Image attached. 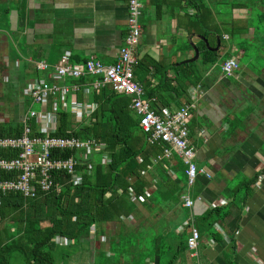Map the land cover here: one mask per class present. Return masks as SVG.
Returning a JSON list of instances; mask_svg holds the SVG:
<instances>
[{"label": "trees", "instance_id": "trees-1", "mask_svg": "<svg viewBox=\"0 0 264 264\" xmlns=\"http://www.w3.org/2000/svg\"><path fill=\"white\" fill-rule=\"evenodd\" d=\"M171 4L178 6L174 8L176 31L182 28L185 37L196 38L199 57L187 62L166 61V57L156 60L147 54L137 58L135 77L143 85L145 98L153 99L151 105L155 109L190 102V86L202 80L203 68L218 61L219 50L209 49L203 38L215 47L218 36L222 47L224 33L234 37L236 33L250 32L251 43L257 41L254 48L244 47L245 40L233 43L246 55L254 54L259 44H264V0H178L177 5L174 1ZM237 12L247 13L246 18L236 20L233 15ZM176 41L174 38L175 44ZM185 45L192 49L190 42ZM92 78L69 81L83 83ZM77 98L82 100V94ZM90 100L98 103V109L82 121H76L68 112H59L55 135L94 137L105 142L110 163L104 164L99 156H93V169L84 173L80 184L70 183L64 173H59L56 178L60 188L39 192L35 197L0 192V264H10L14 252H19L26 264H56L54 252L63 246L55 242L56 235L72 239L70 245L63 247L75 248L83 242L92 252L93 243L102 234L107 252L100 253L104 259L95 258L96 264H193L194 256L187 243L189 227L177 231L190 214L182 199L187 190L183 160L177 155L156 159L162 154V146L147 141L139 116L130 107V96L117 93L107 84L92 89ZM31 125L35 134L36 121L32 120ZM22 132L21 122H0V137H18ZM17 153L0 149V156L14 157ZM74 153L66 150L59 156ZM13 176L14 173L0 171L1 179ZM195 185L192 193L197 195ZM131 191L135 199L131 198ZM226 214L222 206L206 210L199 221L194 214L200 238L202 225L211 229ZM129 216L135 223L127 219ZM91 226H95L94 232ZM212 234L218 239L216 232ZM62 254L70 255V251Z\"/></svg>", "mask_w": 264, "mask_h": 264}, {"label": "crops", "instance_id": "crops-1", "mask_svg": "<svg viewBox=\"0 0 264 264\" xmlns=\"http://www.w3.org/2000/svg\"><path fill=\"white\" fill-rule=\"evenodd\" d=\"M172 1L178 0H143L137 58L147 54L156 60L183 61L194 55L193 47L185 52V44L174 42L186 32L176 31L178 6L172 7ZM246 16L233 15L239 21ZM126 18V0H0V122L22 123L31 106L24 88L35 77L49 79L51 70L38 71V61L52 65L68 52L76 63L91 58L114 63L126 37ZM251 35L241 34L247 39ZM229 38L224 33V52L245 56L241 48L227 43ZM261 60L230 75L212 64L192 85L198 93L188 117L189 141L197 166L211 175L197 178L195 193L202 198L193 212L198 221L216 206L227 212L211 229L201 226L193 264H264V57ZM99 242L93 243L94 255Z\"/></svg>", "mask_w": 264, "mask_h": 264}, {"label": "built area", "instance_id": "built-area-1", "mask_svg": "<svg viewBox=\"0 0 264 264\" xmlns=\"http://www.w3.org/2000/svg\"><path fill=\"white\" fill-rule=\"evenodd\" d=\"M127 1V32L119 49L117 59L112 64H104L99 60L88 59L84 63L71 60L70 53H64L59 60L50 65L46 61H38V71H50L49 79L35 77L24 88L25 97L31 101V106L23 117V132L18 137H0V149L18 151L14 157L0 156V171L14 173L7 179L0 178V192H20L26 198L35 197L39 192H49L60 188L59 173H64L72 184H80L84 173H91L96 156L102 163H110L106 143L94 137L80 138L75 135L56 136L59 112H68L76 121H82L93 115L98 109V103L90 101L92 89L98 90L104 85H111L114 91L131 97L130 107L139 116V123L151 144L159 143L162 154L157 160L179 156L186 168L187 190L182 195L183 205L189 209V217L178 227L181 231L188 225L187 243L193 256L199 252V230L195 225L193 207L201 195L192 193L196 179L200 174L210 178V173L199 168L195 162V149L189 141L188 117L196 101L197 88H190V102L179 107H163L161 110L152 107L153 99L145 98L143 85L134 74L137 62V47L141 37V15L144 8L143 0ZM238 67L234 58L230 57L222 64L224 73L230 75ZM93 76L90 82H71L70 78ZM78 94L84 99L79 100ZM68 99L70 104L68 105ZM61 105L59 106V101ZM39 104V109L32 106ZM32 120L36 121L38 129L32 130ZM42 133V135H38ZM66 150L76 151L69 157L59 156ZM141 162V157L137 158ZM82 167V170L79 168ZM84 168V169H83ZM131 198L135 199L133 191ZM126 217L122 216V219ZM132 219V216L127 217ZM95 231V226H91ZM55 242L68 246L72 239L61 235L55 236Z\"/></svg>", "mask_w": 264, "mask_h": 264}, {"label": "rangeland", "instance_id": "rangeland-1", "mask_svg": "<svg viewBox=\"0 0 264 264\" xmlns=\"http://www.w3.org/2000/svg\"><path fill=\"white\" fill-rule=\"evenodd\" d=\"M237 34L238 33H236L234 37H230L229 40L227 41V43L231 45L235 42L245 40L244 41L245 44H243L244 47H247L248 49L251 47L254 48L253 46L257 43L256 40H254L255 43H251V41H253V40H251V38L250 39L242 38L241 35H239V34L237 35ZM259 41H261V40H259ZM177 42H178V44L182 45V44H189L190 41L188 40L187 37H177ZM230 45H228V46H230ZM223 47L224 46H222L221 50H219V58H218V61L216 62V64L222 66V64L224 62L223 60L226 57H227L226 59L233 57L238 64V67H239L238 70L239 71L243 68L244 64H248V63L250 64V62L256 63V64H261L262 63L261 59H263V57H264V44H262V46H260V44H259V47H260L258 49L259 51L257 50L254 54H253V52H251L249 55L245 54V56H241L240 58L238 57L237 54H234L233 51L230 52L231 56H229L230 54L224 52L225 49ZM187 50H191V49L187 48L184 51L187 52ZM181 51H183V50H181ZM258 56L261 58H257ZM251 57L253 60H250ZM237 68L235 70H237ZM68 100H69L68 101V105H69L70 99H68ZM60 105H61V100L59 101V106ZM32 107L34 109H39L40 105L34 104ZM129 220L131 221V223L132 222L135 223L134 222L135 219L133 217H132V219H129ZM97 238L102 243L99 242V246H98V243H96V247H98V250H97V253L95 255L89 250L88 244L83 243V242L80 243L75 248L59 246V247H57L56 251L54 252L55 253L54 254L55 263L56 264H96L95 258L99 257V260L104 259V257L100 253L105 252L107 250V248H106L107 242L105 241V235H103V234L98 235ZM62 251H67V252L70 251V255L62 254ZM99 254H100V256H99ZM10 264H26V263L24 261V258L22 257V255L19 252H14L11 256Z\"/></svg>", "mask_w": 264, "mask_h": 264}, {"label": "water", "instance_id": "water-1", "mask_svg": "<svg viewBox=\"0 0 264 264\" xmlns=\"http://www.w3.org/2000/svg\"><path fill=\"white\" fill-rule=\"evenodd\" d=\"M201 38H203V37H201ZM203 39H204V41H205V43H206V45H207V47L209 49H212V50H218L219 49V46H220V38L218 36H217L218 44L215 47H211L209 45V42L207 41V39H205V38H203ZM188 40L190 41V44H191V46L194 49V56H192V57H190L188 59H185L182 62L194 61V60L198 59V57H199V50L196 47L195 43L192 41V35H188Z\"/></svg>", "mask_w": 264, "mask_h": 264}]
</instances>
